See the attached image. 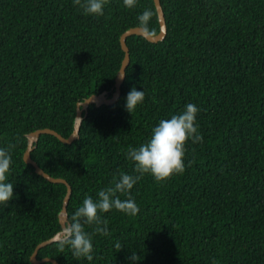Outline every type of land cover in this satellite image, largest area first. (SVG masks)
<instances>
[{"label":"trees","instance_id":"trees-1","mask_svg":"<svg viewBox=\"0 0 264 264\" xmlns=\"http://www.w3.org/2000/svg\"><path fill=\"white\" fill-rule=\"evenodd\" d=\"M161 4L167 35L127 38L119 99L91 104L73 143L42 134L32 158L72 187L70 223L86 195L95 198L119 172L135 174L129 147L188 103L199 107L203 141L186 143L182 173L162 181L143 175L131 190L136 215L102 213L108 235L84 225L94 233L93 261H77L59 241L42 247L38 259L133 264L137 253L135 264H264V0ZM146 8L155 13L148 32L157 35L154 0H136L134 8L108 0L103 16L83 14L73 0H0V147L12 156L14 184L13 198L0 204V264H34L37 246L62 230L68 186L25 162L29 134L51 128L68 138L78 103L113 95L125 58L121 36L140 26ZM133 86L144 88L145 100L130 113L124 104Z\"/></svg>","mask_w":264,"mask_h":264},{"label":"clouds","instance_id":"clouds-1","mask_svg":"<svg viewBox=\"0 0 264 264\" xmlns=\"http://www.w3.org/2000/svg\"><path fill=\"white\" fill-rule=\"evenodd\" d=\"M125 8H134L136 0H122ZM73 3L82 9L83 14L103 16L108 0H73ZM154 11L146 8L137 17L139 25L149 31V24ZM123 75H126L124 73ZM123 75L121 78H123ZM145 100V90H138L133 86L125 97V109L132 113L139 104ZM199 107L188 103L184 109L171 115L170 118L161 119L151 130L146 142L138 147H129L127 158L134 164V173L119 172L114 175L109 186L97 191L96 197L86 195L81 206L76 208L72 220L64 228L65 237L58 243L63 251L67 246L77 261L94 259L93 234L108 235V221L102 213L115 209L127 215H136L139 207L132 196L131 190L145 174H150L156 181H162L174 174L185 170V145L188 141L193 144L203 141V136L198 131L197 114ZM12 164L10 152L0 147V204L9 203L14 196V184L9 181L8 175ZM124 196V199H121ZM94 225V233L85 230L84 225ZM115 248H122L119 242ZM139 255L132 253L129 260L135 264ZM212 264H216L213 260Z\"/></svg>","mask_w":264,"mask_h":264},{"label":"water","instance_id":"water-1","mask_svg":"<svg viewBox=\"0 0 264 264\" xmlns=\"http://www.w3.org/2000/svg\"><path fill=\"white\" fill-rule=\"evenodd\" d=\"M154 1H155V5L157 8L158 16H159V22H160V27H161L160 32L157 35H152L148 31H145L142 27L138 26V27H133V28L129 29L128 31H126L121 36V44H122V48L125 52V58L122 62V66H121V68L118 72V75L116 77V83H115V89L116 90L113 93V95L111 97H109L108 92L104 91L99 95L94 94V95L90 96L89 98H87L86 100H84L83 102L78 103L77 117L75 120L74 131L72 132V134L68 138L64 137L62 134H60L59 132H57L56 130L51 129V128L36 130V131L32 132L31 134H29V136H28V148H27L25 155H24L25 162H27L28 164H32L35 167L36 172L38 174H40L41 176L45 177L46 179H48L49 181H51L53 183H64L65 185L68 186V191H67V195L64 199L63 208H62V211L59 215L60 223L62 225V230L58 234H56L53 238H51L50 240H47V241H45V242H43L37 246L36 250L34 251V253L31 257V260L34 264H42L45 262H52L53 264H60L56 259H53L50 257L38 259V253L42 247H44L50 243L60 241L61 239H63L65 237L66 234L64 232V228L67 224H69L68 204H69L70 197L72 194V187L70 186V184H68L66 179L55 178V177L51 176L43 168H41L40 165L32 158L31 153L36 146L35 144L38 142V140L42 134H52V135L58 137L64 143H73L79 137L81 124L83 122L84 116L88 115V109H89V106L91 104H96L97 106H101L103 104H114L119 99V97L121 95V86L126 79V75H123V74L126 73L127 67L130 63V48L127 44V38L132 36V35H140V36L147 38L150 42H159V41L164 40L166 35H167V32H168L167 22H166L165 13H164V10H163L162 4H161V0H154ZM122 75H123V78H121ZM84 111H85V114H84Z\"/></svg>","mask_w":264,"mask_h":264}]
</instances>
